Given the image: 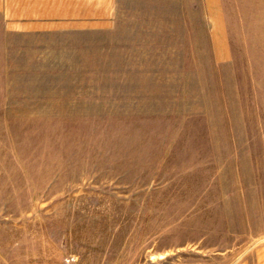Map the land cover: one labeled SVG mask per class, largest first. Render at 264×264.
<instances>
[{"label": "rangeland", "instance_id": "obj_1", "mask_svg": "<svg viewBox=\"0 0 264 264\" xmlns=\"http://www.w3.org/2000/svg\"><path fill=\"white\" fill-rule=\"evenodd\" d=\"M0 264H264V0L0 14Z\"/></svg>", "mask_w": 264, "mask_h": 264}, {"label": "crops", "instance_id": "obj_2", "mask_svg": "<svg viewBox=\"0 0 264 264\" xmlns=\"http://www.w3.org/2000/svg\"><path fill=\"white\" fill-rule=\"evenodd\" d=\"M0 14L15 31L100 32L114 27L117 0H0Z\"/></svg>", "mask_w": 264, "mask_h": 264}]
</instances>
